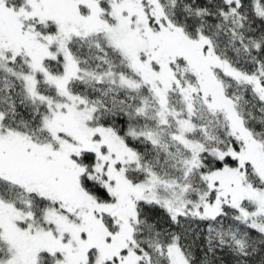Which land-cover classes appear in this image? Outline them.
Segmentation results:
<instances>
[{"label":"snow or ice","instance_id":"1","mask_svg":"<svg viewBox=\"0 0 264 264\" xmlns=\"http://www.w3.org/2000/svg\"><path fill=\"white\" fill-rule=\"evenodd\" d=\"M0 264H264V0H0Z\"/></svg>","mask_w":264,"mask_h":264}]
</instances>
